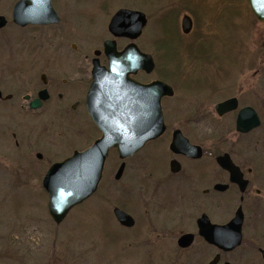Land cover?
Returning <instances> with one entry per match:
<instances>
[{
	"label": "flooded vegetation",
	"instance_id": "obj_1",
	"mask_svg": "<svg viewBox=\"0 0 264 264\" xmlns=\"http://www.w3.org/2000/svg\"><path fill=\"white\" fill-rule=\"evenodd\" d=\"M112 2L107 10L98 3L84 12V0H0V168L17 172L20 182L25 178L43 186L49 169L66 159H49L55 161L52 140L60 136L56 124L84 116L102 135L91 121L87 96L95 61L109 69L105 43L114 41L118 51L136 44L147 53L137 43L145 34L147 14L143 12L147 23L138 38L114 37L109 29L114 15L138 10L133 9L136 4L129 8ZM42 5L48 9L42 11ZM97 12L104 18L99 40L94 32L84 33V16ZM186 12L180 16L181 30L183 19L190 17L192 32L197 27L194 14ZM251 14L252 34L244 40L247 52L238 54L243 66L228 67L239 74L237 80L218 85L216 77L224 72L213 67L216 82H198L192 89L193 112L185 118L197 138L168 121L171 110L165 109L164 100L180 98H174L178 88L169 84L173 95L162 101L164 134L132 156L160 145L167 153L163 162L137 165L129 180L137 196L128 208L115 203L123 191L119 182L124 173L119 179L115 174L116 183L102 186L101 181L97 192L103 190L102 202L125 231L119 244L130 247L129 253L117 251L121 264H264V22ZM34 17L39 23H30ZM84 42L101 45H95L90 56L84 53ZM152 74L140 71L131 79L149 84ZM226 101H232L230 109L220 115L217 105ZM179 134L197 149L193 155L171 148ZM116 152L112 148L108 160ZM116 208L132 218V226L117 219ZM68 216L60 224L50 218L62 225Z\"/></svg>",
	"mask_w": 264,
	"mask_h": 264
},
{
	"label": "rangeland",
	"instance_id": "obj_2",
	"mask_svg": "<svg viewBox=\"0 0 264 264\" xmlns=\"http://www.w3.org/2000/svg\"><path fill=\"white\" fill-rule=\"evenodd\" d=\"M112 1L127 4L129 8L136 4L133 9L147 14L146 35L137 43L155 60L156 68L150 80H163L178 88L174 98H180L164 100L165 109L171 110L167 119L196 139L192 123L185 118L193 112L196 91L192 89H196L198 82L208 84L217 80L221 84H215L224 86L227 81L237 80L239 74L228 67L243 66L238 54H246L244 40L252 34L254 19L250 9L244 0H84V12L98 3L107 10ZM186 11L194 14L198 27L187 35L181 30L180 17ZM103 31L104 18L100 12L84 16V33L94 32L99 40L98 35ZM95 45L101 44L84 42V53L92 56ZM213 67L224 72L216 80ZM177 68L186 69L177 71ZM220 100L221 96L214 103ZM56 125L60 136L52 140L57 146L52 147L55 161L49 156L52 162L84 151L99 138L98 131L84 116ZM166 154L164 148L155 145L129 158L123 180L119 182L123 191L117 194L115 203L128 208L137 196L134 184L129 182L137 165H159ZM119 167L118 157L112 153L104 169L102 186L115 182ZM103 195L100 188L95 198L75 207L65 223L56 225L48 214V197L41 183L28 182L25 178L20 182L17 172L12 175L0 168V264H121L117 251L129 253L130 247L119 244V239L124 241L125 231L115 223L111 208L102 202Z\"/></svg>",
	"mask_w": 264,
	"mask_h": 264
},
{
	"label": "water",
	"instance_id": "obj_3",
	"mask_svg": "<svg viewBox=\"0 0 264 264\" xmlns=\"http://www.w3.org/2000/svg\"><path fill=\"white\" fill-rule=\"evenodd\" d=\"M246 1L255 17L264 22V0ZM20 4L23 6V3ZM46 9L48 6L42 5L41 10ZM146 22L145 15L139 11L120 10L112 18L109 29L116 37L136 39L141 35ZM30 23L39 22L34 17ZM182 28L186 34L191 31L192 22L189 17L183 19ZM104 52L109 70L95 61L94 81L87 96L91 120L102 135L90 148L76 151L63 162L54 164L43 182L49 195V214L56 224H60L74 207L98 190L112 148L117 149L121 160L128 159L149 141L161 137L166 129L162 99L173 95L172 87L162 81L143 85L131 79V75L141 70L147 73L154 71L152 56L142 53L135 44L118 52L115 42H106ZM231 102L217 105L218 113L223 115L229 111ZM171 148L188 155H193L196 149L180 134L175 135ZM125 166V163L120 166L117 179L121 178ZM115 214L123 225L132 226L129 215L120 209H116Z\"/></svg>",
	"mask_w": 264,
	"mask_h": 264
}]
</instances>
